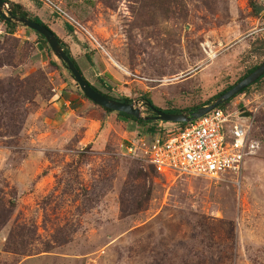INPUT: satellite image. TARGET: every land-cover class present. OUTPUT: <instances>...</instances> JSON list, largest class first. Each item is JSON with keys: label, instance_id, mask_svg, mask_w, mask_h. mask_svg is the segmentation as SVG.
I'll list each match as a JSON object with an SVG mask.
<instances>
[{"label": "rangeland", "instance_id": "1", "mask_svg": "<svg viewBox=\"0 0 264 264\" xmlns=\"http://www.w3.org/2000/svg\"><path fill=\"white\" fill-rule=\"evenodd\" d=\"M9 1L48 24L94 86L144 115L146 97L189 110L264 63V11L249 0ZM18 26L6 35L0 16V264H264V78L230 103L255 113L262 142L243 175L160 176L127 145L176 123L101 109Z\"/></svg>", "mask_w": 264, "mask_h": 264}, {"label": "built area", "instance_id": "2", "mask_svg": "<svg viewBox=\"0 0 264 264\" xmlns=\"http://www.w3.org/2000/svg\"><path fill=\"white\" fill-rule=\"evenodd\" d=\"M243 112L245 108L217 107L151 140L138 136L127 145V154L153 166L162 176L212 181L241 176L247 158L262 148L254 134L255 113L243 117Z\"/></svg>", "mask_w": 264, "mask_h": 264}, {"label": "water", "instance_id": "3", "mask_svg": "<svg viewBox=\"0 0 264 264\" xmlns=\"http://www.w3.org/2000/svg\"><path fill=\"white\" fill-rule=\"evenodd\" d=\"M0 16L6 21L28 27L37 33L43 35L47 42L49 43L55 56L64 63L65 67L71 72L74 80L76 81L78 87L84 92L85 96L93 101L95 104L112 109L114 111L123 112L134 116L136 119L141 120H153L171 123H188L197 118L202 117L208 112L214 110L215 108L221 106L222 104L232 100L234 97L239 95L245 89L256 83L264 76V63L260 65L255 71H253L246 78L238 82L228 91L219 95L213 102L208 105L201 106L193 111L184 112H168L156 107L151 102H146L144 106L150 107L153 111V115H144L142 106L139 102L126 103L120 100L110 98L97 90L92 83H90L84 75L81 73L79 68L76 66L72 58L67 54L65 48L59 41L58 36L53 29L49 28L45 24L34 21L29 17L18 16L8 8L7 2L5 0H0ZM243 117H252L251 112H243Z\"/></svg>", "mask_w": 264, "mask_h": 264}, {"label": "trees", "instance_id": "4", "mask_svg": "<svg viewBox=\"0 0 264 264\" xmlns=\"http://www.w3.org/2000/svg\"><path fill=\"white\" fill-rule=\"evenodd\" d=\"M5 1H7V2H10L9 0H5ZM250 1V5H251V7H252V9H253V12H254V14H258V15H260L263 11H264V7L262 6V5H260L256 0H249ZM11 4V11H12V13H14V14H16V15H18V16H24V17H29V18H31V19H33L34 21H37V22H40V23H42V24H45L46 26H48L49 28H51L48 24H46L41 18H39V17H31L30 16V13L25 9V7L22 5V4H13V3H10ZM2 21L6 24V26H7V29H8V31H7V34L6 35H8V34H11V33H13V31L16 29V28H18L19 26H18V24H15V23H12V22H9V21H6L5 19H3L2 18ZM66 27H67V29H68V31L69 32H72L73 30H74V28H73V26L71 25V24H69V23H66ZM52 29V28H51ZM55 32V31H54ZM56 33V32H55ZM38 35L40 36V38L42 39V42H43V44L45 45V47L46 48H48L50 51L52 50L51 49V47H50V45H49V43L47 42V40L45 39V37L43 36V35H41V34H39L38 33ZM56 35L58 36V38H59V41H60V43L62 44V46L65 48V50H66V52H67V54L72 58V60L75 62V64H76V66L79 68V70L81 71V73L84 75V73H83V71H82V69H81V67L79 66V64H78V62L76 61V59L74 58V56L72 55V53H71V51H70V49H69V47L67 46V44L60 38V36L56 33ZM11 36V35H10ZM258 67H260V65H257V66H255L254 68H252L251 70H249L248 71V73L244 76V77H242L238 82H240L241 80H243L244 78H246L248 75H250L253 71H255ZM84 77H85V75H84ZM86 78V77H85ZM264 78V76L261 78V79H263ZM87 79V78H86ZM260 79V80H261ZM88 80V79H87ZM260 80H258L257 82H259ZM89 81V80H88ZM90 82V81H89ZM237 82V83H238ZM256 82V83H257ZM91 83V82H90ZM236 83V84H237ZM236 84H234V85H231V86H229L227 89H225L223 92H221V93H219L217 96H215L214 98H212L210 101H208V102H206V103H204V104H202V105H199V106H197V107H195V108H192V109H189V110H179V109H174V110H168V112H184V111H193V110H196L197 108H199V107H201V106H204V105H208V104H210L211 102H213L219 95H221V94H223L224 92H226V91H228L229 89H231L233 86H235ZM94 86V85H93ZM97 90H99L100 92H102L103 94H105L106 96H108V97H110V98H114V99H117V100H120V101H122V102H126V103H132L133 102V100L131 99V98H129V97H115V96H113V95H111V94H109V93H105V92H103L101 89H99L98 87H96V86H94ZM250 87H248L247 89H245L243 92H241V93H245L248 89H249ZM240 93V94H241ZM146 101L147 102H151V103H153L152 102V99L151 98H149V97H146ZM230 103H231V100L230 101H228V102H226V103H224V104H222L221 106H219V107H221V108H232L231 106H230ZM101 109H103V110H105V111H107V112H117V113H119L120 115H122V116H125V117H127V118H129V119H133V120H135V121H137V122H139V123H142V124H149V123H153V122H155V121H153V120H149V121H147V120H144V119H141V120H138V119H136L134 116H132V115H129V114H126V113H123V112H118V111H114V110H112V109H108V108H105V107H102V106H99ZM159 108V107H158ZM186 123H176V125L179 127V126H184ZM149 131L151 132V133H156V131H157V128L155 127V126H153V127H149ZM152 168H153V170L158 174V175H160L157 171H156V169L153 167V166H151ZM160 176H162V175H160Z\"/></svg>", "mask_w": 264, "mask_h": 264}, {"label": "bare ground", "instance_id": "5", "mask_svg": "<svg viewBox=\"0 0 264 264\" xmlns=\"http://www.w3.org/2000/svg\"><path fill=\"white\" fill-rule=\"evenodd\" d=\"M95 38H96V37H95ZM98 42H99V41H98ZM210 55H211V54H210ZM114 60H115V59H114ZM114 60H113V61H114ZM114 62H115V61H114ZM116 63H117V62H116ZM122 67H124V66H122ZM125 71H126V70H125Z\"/></svg>", "mask_w": 264, "mask_h": 264}]
</instances>
